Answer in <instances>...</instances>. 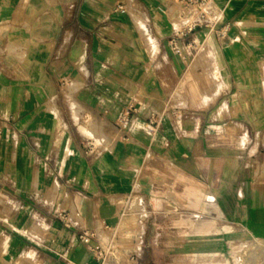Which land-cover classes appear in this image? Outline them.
Masks as SVG:
<instances>
[{"label":"crops","instance_id":"1","mask_svg":"<svg viewBox=\"0 0 264 264\" xmlns=\"http://www.w3.org/2000/svg\"><path fill=\"white\" fill-rule=\"evenodd\" d=\"M205 8L187 32L176 0H0V264H100L83 228L166 257L264 241V0Z\"/></svg>","mask_w":264,"mask_h":264},{"label":"rangeland","instance_id":"2","mask_svg":"<svg viewBox=\"0 0 264 264\" xmlns=\"http://www.w3.org/2000/svg\"><path fill=\"white\" fill-rule=\"evenodd\" d=\"M118 254L109 264H135L132 256L138 254L143 264H264L263 240H237L228 243L224 252H201L193 255L166 257L163 243L116 241ZM136 258V257H135Z\"/></svg>","mask_w":264,"mask_h":264},{"label":"built area","instance_id":"3","mask_svg":"<svg viewBox=\"0 0 264 264\" xmlns=\"http://www.w3.org/2000/svg\"><path fill=\"white\" fill-rule=\"evenodd\" d=\"M180 5H182L187 12L189 13V19L186 24V31L191 32L194 31L198 27L207 26L208 15L206 12V4L210 0H176ZM122 9V7H120ZM185 31L178 29L176 31V36L184 35ZM220 35H223L221 32ZM172 48L175 54L182 55L183 51L186 49L195 50L198 44L192 40L186 45H182L176 40L175 38L172 39ZM129 110L122 113L120 115V121L122 126L127 127L128 125V115ZM158 126V121L155 119L154 121H150L146 124L150 130H156ZM94 148L91 146L89 147V151H93ZM54 217L59 219L65 226H71L70 219L68 216V212L66 210H59L56 209L54 212ZM78 242L86 245L89 250L96 256V258L100 261V264H109V259L113 256L118 254V248L112 243L103 244L99 238L98 233L94 229L90 228H83L77 234ZM70 251V247H67L65 253L68 254ZM136 257V258H135ZM135 264H143L140 259L139 255L136 254L132 256Z\"/></svg>","mask_w":264,"mask_h":264},{"label":"trees","instance_id":"4","mask_svg":"<svg viewBox=\"0 0 264 264\" xmlns=\"http://www.w3.org/2000/svg\"><path fill=\"white\" fill-rule=\"evenodd\" d=\"M148 264H151L150 260L148 261Z\"/></svg>","mask_w":264,"mask_h":264}]
</instances>
